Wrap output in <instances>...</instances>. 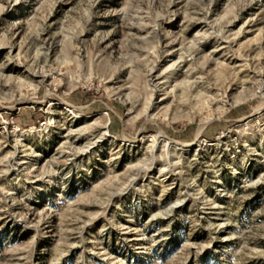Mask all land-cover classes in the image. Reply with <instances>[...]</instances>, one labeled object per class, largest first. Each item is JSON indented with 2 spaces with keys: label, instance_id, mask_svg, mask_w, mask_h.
I'll list each match as a JSON object with an SVG mask.
<instances>
[{
  "label": "rangeland",
  "instance_id": "374dc122",
  "mask_svg": "<svg viewBox=\"0 0 264 264\" xmlns=\"http://www.w3.org/2000/svg\"><path fill=\"white\" fill-rule=\"evenodd\" d=\"M0 264H264V0H0Z\"/></svg>",
  "mask_w": 264,
  "mask_h": 264
},
{
  "label": "bare ground",
  "instance_id": "6f19581e",
  "mask_svg": "<svg viewBox=\"0 0 264 264\" xmlns=\"http://www.w3.org/2000/svg\"><path fill=\"white\" fill-rule=\"evenodd\" d=\"M175 39V38H174ZM159 40V39H158ZM44 44V43H43ZM52 44V43H51ZM49 47V46H48ZM53 51V50H52ZM44 56V55H43ZM46 56V55H45ZM42 57V56H41ZM177 74V73H176ZM198 75V74H197ZM176 76V75H174ZM186 79V80H185ZM185 79L180 83L181 86H180V94H186V95H192L193 93L195 94L196 97H203L207 100V97L209 95V90L208 88L205 87V85L207 84V82L203 81L201 77H197V78H194L192 77V73L189 72ZM191 82H190V81ZM154 88H159V87H156L154 86ZM162 92L165 91V90H161ZM179 95V94H178ZM185 95V96H186ZM193 96V95H192ZM212 96V95H211ZM180 97V96H179ZM202 98V99H203ZM217 99V98H216ZM189 102V101H188ZM68 107V106H67ZM203 124H200L199 125V130H198V134L201 133L202 129H203ZM103 129V128H102ZM81 133V132H80ZM72 134V133H71ZM105 135L106 133H102V135ZM162 143L163 145V149H165L166 153L169 154V153H175V154H186L188 152H190L192 150V147L195 145V144H177L173 141H171L169 138H167L165 136L164 133L160 132V135L158 136L157 140L153 143V145L151 146L152 150L155 149L156 145ZM88 144V143H87ZM90 146V144H88ZM159 147V146H158ZM84 148V146H83ZM87 148V147H86ZM150 148V147H149ZM85 149V148H84ZM89 149V148H88ZM87 149V150H88ZM156 150V149H155ZM169 156V155H168ZM226 223H223L221 225H219L218 229L220 227H223L225 226Z\"/></svg>",
  "mask_w": 264,
  "mask_h": 264
}]
</instances>
